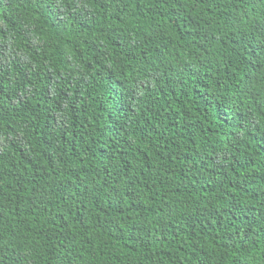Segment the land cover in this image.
<instances>
[{
	"label": "trees",
	"instance_id": "obj_1",
	"mask_svg": "<svg viewBox=\"0 0 264 264\" xmlns=\"http://www.w3.org/2000/svg\"><path fill=\"white\" fill-rule=\"evenodd\" d=\"M0 0V264H264V0Z\"/></svg>",
	"mask_w": 264,
	"mask_h": 264
},
{
	"label": "snow or ice",
	"instance_id": "obj_2",
	"mask_svg": "<svg viewBox=\"0 0 264 264\" xmlns=\"http://www.w3.org/2000/svg\"><path fill=\"white\" fill-rule=\"evenodd\" d=\"M38 2L47 8L48 13H50L53 21L61 19L60 12L62 9L60 6L66 2V0H38ZM261 31H264V25L261 26Z\"/></svg>",
	"mask_w": 264,
	"mask_h": 264
}]
</instances>
